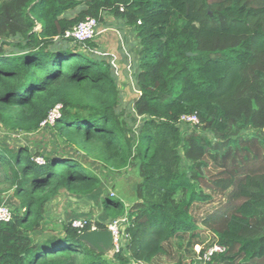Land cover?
Listing matches in <instances>:
<instances>
[{"label":"trees","instance_id":"trees-1","mask_svg":"<svg viewBox=\"0 0 264 264\" xmlns=\"http://www.w3.org/2000/svg\"><path fill=\"white\" fill-rule=\"evenodd\" d=\"M104 15L140 45L127 110L95 38L64 37ZM57 105L45 128L59 146L43 154L0 143V180L15 199L0 222V264H202L192 247L203 231L212 236L202 252L223 248L203 264H264V0H0V127L37 132ZM183 114L198 123L182 124ZM94 164L138 167L134 200L125 207L107 193L95 221L106 229L125 218L112 256L79 241L89 227L73 219L45 227L62 191L101 189Z\"/></svg>","mask_w":264,"mask_h":264},{"label":"rangeland","instance_id":"rangeland-1","mask_svg":"<svg viewBox=\"0 0 264 264\" xmlns=\"http://www.w3.org/2000/svg\"><path fill=\"white\" fill-rule=\"evenodd\" d=\"M120 22H116L115 26L117 25L119 27H116V29L118 32H120V47L122 48L123 46V49L130 51V58L126 64L128 65L130 72H123V70L121 71V68L124 67L125 69V66H122L121 62H118V59L114 58L113 55H110L109 51L104 50V52L102 51L100 53L108 57L114 67V71L118 79L117 82L120 92L119 94L121 95L120 108L127 110L130 102L136 96L133 74L135 71H137L136 64L138 63V52L140 45L139 41H136L132 29L126 25L123 26V22ZM101 24L106 25L105 22H100L98 26ZM96 52L100 54L99 51ZM131 121L133 122V129H137L140 120L133 119ZM187 128L189 127L187 126ZM0 143L9 150H15L18 146H27L32 153L39 152L43 154H47L50 151L51 146H59L57 145L54 134L49 128H43L33 133H17L5 131L0 127ZM92 169L95 170V172L101 177V189L90 197H74L62 191L57 197L49 202L45 208V227L59 228L62 222L75 218H90L96 221L105 219L101 202L107 193L119 196L122 199L125 207H128L134 200L135 186L140 181L138 176V167H136L135 164L119 172L100 168L96 164L92 166ZM1 188L6 189V185L0 180V189ZM222 201L223 196H217L213 200V205L216 206V204ZM14 202L15 199L11 189H6L5 193L0 195V205L5 204L11 208L10 205ZM204 209L208 210L211 208L208 206L205 208L201 207L198 211H196L195 216L200 217L203 214ZM202 236L203 242L201 241L202 243L197 242L194 244L192 247L193 251H195V249L198 247L210 245L211 242L209 240L212 234H210L208 231H203ZM120 239L121 242H123V235H121Z\"/></svg>","mask_w":264,"mask_h":264},{"label":"built area","instance_id":"built-area-1","mask_svg":"<svg viewBox=\"0 0 264 264\" xmlns=\"http://www.w3.org/2000/svg\"><path fill=\"white\" fill-rule=\"evenodd\" d=\"M98 21L93 17H86L84 20L80 21L75 25L71 30L66 31L64 34L65 38H71L74 42H78L84 44L86 41H89L95 38L98 34ZM59 108L60 106H55L52 109L48 116L41 121L40 129L45 128L46 126H52L55 118L59 116ZM179 121L182 124H197L198 119L195 114H183ZM37 164H43L44 160L42 157H35L33 159ZM11 210L5 204L0 205V222H7L11 219ZM125 218H119L110 221L107 224V229L110 230L113 236V252H118L121 246V235L124 229ZM71 226L77 229H82L85 227H89L88 230L98 229L95 225L94 220H89L86 218H76L71 221ZM223 248L213 243V245L206 248L204 252H202V247H198L195 249L196 257L195 260L200 261L202 264L210 259V256L215 252H221ZM195 262H191L189 264H194Z\"/></svg>","mask_w":264,"mask_h":264},{"label":"crops","instance_id":"crops-1","mask_svg":"<svg viewBox=\"0 0 264 264\" xmlns=\"http://www.w3.org/2000/svg\"><path fill=\"white\" fill-rule=\"evenodd\" d=\"M103 19H104L103 23L105 22L106 25L101 24L100 26H98V34L95 37V41L97 43L96 49H98L100 52L102 51L104 52V50L109 51L110 55H113L114 58L118 59V62H121L122 66H125V69L124 67H122L121 71L123 70V72L124 71L130 72L128 65H126L130 58L129 57L130 51L123 49V46L122 48L120 47V41H121V37L119 34L120 32H118L116 29V27L117 28L119 27L117 25L115 26V23L120 22V21L109 15H104ZM136 41L138 40L136 39ZM136 67H137V64H136ZM135 73L136 71L133 74V78H134Z\"/></svg>","mask_w":264,"mask_h":264},{"label":"water","instance_id":"water-1","mask_svg":"<svg viewBox=\"0 0 264 264\" xmlns=\"http://www.w3.org/2000/svg\"><path fill=\"white\" fill-rule=\"evenodd\" d=\"M188 55H191V53H188ZM77 239L85 243L89 248L94 249L97 253L108 256L113 254V236L107 228L83 231Z\"/></svg>","mask_w":264,"mask_h":264}]
</instances>
